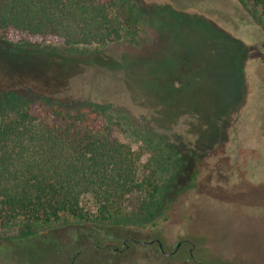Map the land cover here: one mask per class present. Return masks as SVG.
Listing matches in <instances>:
<instances>
[{
	"label": "rangeland",
	"instance_id": "374dc122",
	"mask_svg": "<svg viewBox=\"0 0 264 264\" xmlns=\"http://www.w3.org/2000/svg\"><path fill=\"white\" fill-rule=\"evenodd\" d=\"M122 1L125 28H137L134 42L90 49L78 59L67 57L71 62L64 66L55 57L42 66L25 57L3 58L15 68L11 74L0 64L3 89L30 85L37 94L109 104L135 127L167 134L163 142L186 155L183 175L163 199L151 203L132 194L123 204L125 218L107 227L120 237L133 231L158 239L166 253L179 243L174 256H144L155 245L131 244L107 259L102 255L108 250L86 248L71 264H264V24L239 0ZM66 81L72 85L65 87ZM182 131L184 138L176 140ZM115 136L141 154L146 167L145 147L123 133ZM60 222L68 225L34 227L40 235L56 232L52 249L37 244L34 250L18 240L16 224L0 226V264L69 263L80 248L68 243L76 225L68 218Z\"/></svg>",
	"mask_w": 264,
	"mask_h": 264
},
{
	"label": "trees",
	"instance_id": "16d2710c",
	"mask_svg": "<svg viewBox=\"0 0 264 264\" xmlns=\"http://www.w3.org/2000/svg\"><path fill=\"white\" fill-rule=\"evenodd\" d=\"M239 1L264 24V0ZM122 4L0 0V64L6 66V57H25L36 65H51L57 58L64 66L71 62L67 57L78 59L90 49L132 43L137 28H125ZM133 10L131 15L137 17ZM131 21L137 25L136 19ZM51 40L54 45H46ZM6 67L15 73V68ZM38 71L47 73L42 67ZM32 87H0V226L16 224L17 239L34 250L37 244L52 249L57 239L54 230L35 232L36 225H68L60 221L71 219L76 227L68 237L81 246L83 235L117 226L125 218L127 197L142 193L151 203L156 197L163 199L183 175L180 163L186 155L163 142L167 134L135 127L122 110H112L109 104L37 94ZM115 132L145 147L146 167L140 163L141 154L119 142ZM184 132L176 140H182Z\"/></svg>",
	"mask_w": 264,
	"mask_h": 264
},
{
	"label": "flooded vegetation",
	"instance_id": "af4514ba",
	"mask_svg": "<svg viewBox=\"0 0 264 264\" xmlns=\"http://www.w3.org/2000/svg\"><path fill=\"white\" fill-rule=\"evenodd\" d=\"M185 175H186V173H185ZM184 179H185V181L189 180L188 177H185ZM186 189H189V188L186 187L185 190ZM109 231H111V230H109V228H107V227L106 228L100 227L98 230H96V233L94 235H92V234L83 235L82 236L83 237V244H81V246H78L75 239L68 237L69 245H72L73 247H78V248L80 247V248L77 250V252L74 254V256L70 259V262L67 264H71L76 258H78V256L81 254V252L86 248H102V249L108 250L110 252V255H107L106 257H105V255H102L104 257L102 259H107V257L111 258L112 254L123 255L129 249L131 244L133 246H139L141 248H148V247H152L153 245H155V247L152 248L151 250H149V251L145 250L143 253L144 256L145 255L156 256L157 254H159L161 256H165V255L166 256H169V255L174 256L175 252L177 251V249L179 247V243H176L174 245L173 252L166 253V252H164L163 244L158 239H155V238L149 239L148 237L139 238V237H137L138 233L133 232V231H126L120 237L119 235L110 233ZM110 241L120 242L121 248L119 249L116 245L110 244ZM185 242L189 243L187 241V239H185ZM192 250H193V246L191 245V248H189L187 251L189 256H191L190 252ZM128 253H131V252H128ZM103 262H104V260H103Z\"/></svg>",
	"mask_w": 264,
	"mask_h": 264
}]
</instances>
